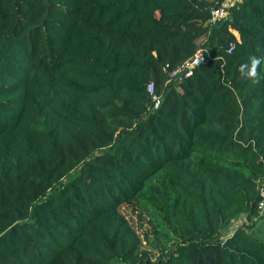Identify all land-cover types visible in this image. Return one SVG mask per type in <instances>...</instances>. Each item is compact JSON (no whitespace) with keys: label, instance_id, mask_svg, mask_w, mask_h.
<instances>
[{"label":"trees","instance_id":"16d2710c","mask_svg":"<svg viewBox=\"0 0 264 264\" xmlns=\"http://www.w3.org/2000/svg\"><path fill=\"white\" fill-rule=\"evenodd\" d=\"M223 1L0 0V264H264V0ZM140 197L177 239L155 259Z\"/></svg>","mask_w":264,"mask_h":264},{"label":"rangeland","instance_id":"374dc122","mask_svg":"<svg viewBox=\"0 0 264 264\" xmlns=\"http://www.w3.org/2000/svg\"><path fill=\"white\" fill-rule=\"evenodd\" d=\"M119 210L139 233L142 247L148 250L152 259L169 251L177 241L171 228L163 222L145 197H140L131 204H123ZM234 223L236 220L231 223L227 232L232 229ZM227 232H224L223 236ZM251 233L258 239L264 240V214L257 219Z\"/></svg>","mask_w":264,"mask_h":264},{"label":"built area","instance_id":"2783aa9c","mask_svg":"<svg viewBox=\"0 0 264 264\" xmlns=\"http://www.w3.org/2000/svg\"><path fill=\"white\" fill-rule=\"evenodd\" d=\"M241 1L242 0H224L221 4L212 7L210 12L209 22L216 23L221 21L222 19H225L228 16V8ZM232 48L233 45L229 47L228 51H230ZM203 59H204L203 50L198 49L192 56L186 59L182 64L167 72L166 82L176 78L182 79L191 76L194 72V69L197 68L203 62ZM146 88H147V92L151 95V98L154 100L155 105H157L159 102V96L155 94L154 82L149 81L146 84ZM258 191L260 195V199L258 201L259 213L263 215L264 214V170L262 172V178L259 183ZM236 223H234L233 227L235 226ZM233 227L231 230H233Z\"/></svg>","mask_w":264,"mask_h":264},{"label":"clouds","instance_id":"9594fccd","mask_svg":"<svg viewBox=\"0 0 264 264\" xmlns=\"http://www.w3.org/2000/svg\"><path fill=\"white\" fill-rule=\"evenodd\" d=\"M261 59L264 58H256V57H250V62H251V68L250 70H246V66H242L241 68V76L242 78H264L260 77L259 73L257 72V67L261 62Z\"/></svg>","mask_w":264,"mask_h":264},{"label":"crops","instance_id":"0c3cea01","mask_svg":"<svg viewBox=\"0 0 264 264\" xmlns=\"http://www.w3.org/2000/svg\"><path fill=\"white\" fill-rule=\"evenodd\" d=\"M237 221V220H236Z\"/></svg>","mask_w":264,"mask_h":264}]
</instances>
